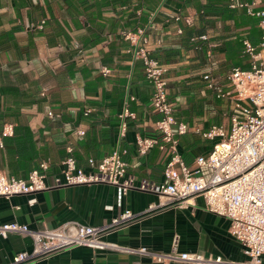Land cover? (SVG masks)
Returning a JSON list of instances; mask_svg holds the SVG:
<instances>
[{"label":"crops","instance_id":"crops-1","mask_svg":"<svg viewBox=\"0 0 264 264\" xmlns=\"http://www.w3.org/2000/svg\"><path fill=\"white\" fill-rule=\"evenodd\" d=\"M230 1L0 0V134L7 124L13 126L12 134L1 136L0 171L27 178L40 163L49 165L47 189L0 196V223L17 220L31 229L55 228L69 220L101 225L124 209L142 212L157 203L156 193L136 189L121 198L117 186L107 183L58 185L64 180L68 147L87 171L89 158L99 161L119 147L126 150L129 175L164 180V151L155 146L141 154L136 144L138 135L159 136L153 86L123 36L145 27L154 56L166 68L176 117L189 127L179 136L180 151L190 165L199 154L208 153L214 141L195 130L229 124L232 102L218 98L203 76L211 73L228 90L229 70L251 66L245 41L264 55L259 18L230 8ZM178 15L187 19L177 21ZM179 27L183 34L177 32ZM202 34L209 39L192 40ZM103 66L110 73L104 75ZM127 101L136 118H127L126 133L120 136V114ZM80 129L84 135L78 134ZM194 201L148 215L106 238L167 252L178 237L180 251L247 260L242 244L230 233V220L208 211L202 196ZM32 244L29 236H0V264L31 251ZM30 264L158 263L78 246Z\"/></svg>","mask_w":264,"mask_h":264},{"label":"built area","instance_id":"built-area-1","mask_svg":"<svg viewBox=\"0 0 264 264\" xmlns=\"http://www.w3.org/2000/svg\"><path fill=\"white\" fill-rule=\"evenodd\" d=\"M262 5L261 8H256ZM230 8L246 10L259 18L263 31L261 48L264 49V0H231ZM187 19L178 15L175 20ZM177 32L183 34V28ZM123 36L130 42V52L141 62L148 81L153 86L152 105L160 114L156 122L157 138L138 135L136 144L141 154L153 147L165 153L164 180L157 182L128 174V164L123 159L126 150L116 148L111 154L96 161L89 158V170L79 166L68 147L69 155L63 161L64 180L58 185H80L107 183L117 186L123 198L131 190L156 193L157 203H151L142 212L124 209L109 222L101 225L83 224L77 220L63 222L55 228L31 229L28 224L17 220L0 223V236L20 234L32 238L31 251L18 252L7 264H30L48 259L65 250L87 246L96 250H113L121 253L148 257L158 264H264V55L261 49L245 41V52L250 56L251 66H235L227 73L231 88L225 90L211 73L203 76L208 88L218 98L231 100L232 110L228 114L229 124H213L207 129L196 128L204 138L214 141L212 149L199 154L193 165L188 164L181 151L179 136L189 131L188 124L175 114L174 103L169 98V84L166 68L154 56L150 37L145 27L125 31ZM207 41L208 34L192 40ZM104 75L110 73L102 67ZM130 100L135 99L129 96ZM85 112V115H88ZM52 115V112H49ZM127 118H136V113L126 102L120 114V136L127 130ZM13 133V126L7 124L1 136ZM84 135L85 130H78ZM48 162L40 163L27 178H17L0 171V196L10 198L19 194H30L48 188L45 171ZM202 196L206 209L230 220V233L243 246L248 259L242 262L221 255H206L198 251H180L178 237L174 238L170 251H156L148 246H131L108 240L106 237L121 228L129 226L148 215L168 207H188L195 204V198Z\"/></svg>","mask_w":264,"mask_h":264},{"label":"trees","instance_id":"trees-1","mask_svg":"<svg viewBox=\"0 0 264 264\" xmlns=\"http://www.w3.org/2000/svg\"><path fill=\"white\" fill-rule=\"evenodd\" d=\"M17 137H14V139H16Z\"/></svg>","mask_w":264,"mask_h":264},{"label":"rangeland","instance_id":"rangeland-1","mask_svg":"<svg viewBox=\"0 0 264 264\" xmlns=\"http://www.w3.org/2000/svg\"><path fill=\"white\" fill-rule=\"evenodd\" d=\"M261 48V47H260Z\"/></svg>","mask_w":264,"mask_h":264}]
</instances>
